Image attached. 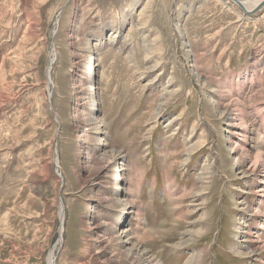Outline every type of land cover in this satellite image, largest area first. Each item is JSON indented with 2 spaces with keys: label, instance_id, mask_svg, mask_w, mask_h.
<instances>
[{
  "label": "rangeland",
  "instance_id": "374dc122",
  "mask_svg": "<svg viewBox=\"0 0 264 264\" xmlns=\"http://www.w3.org/2000/svg\"><path fill=\"white\" fill-rule=\"evenodd\" d=\"M241 11L0 0V264H264V4Z\"/></svg>",
  "mask_w": 264,
  "mask_h": 264
},
{
  "label": "bare ground",
  "instance_id": "6f19581e",
  "mask_svg": "<svg viewBox=\"0 0 264 264\" xmlns=\"http://www.w3.org/2000/svg\"><path fill=\"white\" fill-rule=\"evenodd\" d=\"M227 1H229V0H227ZM240 1V3L239 2H237V4H236V1H230L232 4H234L235 6H237L238 8H240L242 11H246L247 13H245V14H251V12H253V9L258 5V4H260V3H262L261 5H263L264 4V0H239ZM241 4V6H242V8L240 7V6H238V5H240ZM241 11V12H242ZM52 58L50 57V61H52V60H54V58H55V49L52 47ZM49 65H50V63H49ZM49 71V70H48ZM48 71H47V79H48V84L50 83V79H49V74H48ZM58 168V167H57ZM60 214H62V213H60ZM63 216V215H62ZM60 217H61V215H60ZM60 219H62V217L60 218ZM51 255L48 257V264H51Z\"/></svg>",
  "mask_w": 264,
  "mask_h": 264
},
{
  "label": "water",
  "instance_id": "95a60500",
  "mask_svg": "<svg viewBox=\"0 0 264 264\" xmlns=\"http://www.w3.org/2000/svg\"><path fill=\"white\" fill-rule=\"evenodd\" d=\"M229 1H236V4H237V2L240 3L239 0H229ZM261 4H262V3L258 4V5L253 9V12H251V14L254 13V12H255V11L261 6ZM238 6H240V7L242 8L241 4L238 5ZM244 13H247V12L244 11ZM56 19H58V16L55 18V20H56ZM54 25H55V23H54ZM52 35H53V33H52ZM51 47H52V44H51ZM50 49H51V48H50ZM59 241H61V236H60V235H59ZM51 264H54V258H53V260L51 261Z\"/></svg>",
  "mask_w": 264,
  "mask_h": 264
}]
</instances>
